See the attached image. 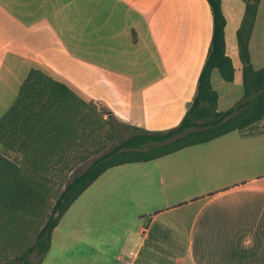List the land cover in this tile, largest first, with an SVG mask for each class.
I'll use <instances>...</instances> for the list:
<instances>
[{
    "label": "crops",
    "instance_id": "1",
    "mask_svg": "<svg viewBox=\"0 0 264 264\" xmlns=\"http://www.w3.org/2000/svg\"><path fill=\"white\" fill-rule=\"evenodd\" d=\"M239 1L221 0L227 55L229 21L234 36L242 21L241 12L236 14ZM259 6L248 45L250 62ZM211 19L205 0H0V118L31 69L64 84L81 100L94 101L79 86L82 73L113 84L105 50H116L115 38L124 41L120 54L138 70L135 78H145L151 65L159 87H183L190 83L189 64L205 58ZM147 90L137 97L118 95L114 117L145 130L168 128L181 110L178 101L157 87L147 93L157 96L149 100ZM135 110L139 117L128 116ZM259 127L264 130V118ZM172 155L170 188L147 191L155 200L121 243H96V253L88 255L72 249L71 241H82L81 228L91 225L66 221L79 197L53 229L44 257L56 236L57 264H264V131H233ZM126 165L107 170L89 188H106L108 173ZM176 177L185 178V190L175 188ZM70 253L77 255L70 258Z\"/></svg>",
    "mask_w": 264,
    "mask_h": 264
},
{
    "label": "trees",
    "instance_id": "2",
    "mask_svg": "<svg viewBox=\"0 0 264 264\" xmlns=\"http://www.w3.org/2000/svg\"><path fill=\"white\" fill-rule=\"evenodd\" d=\"M205 1L212 17L210 45L195 96L179 124L160 131L130 126L132 132L128 137L79 173L75 169L83 156L78 157L76 140L78 128L86 129L90 104L40 70L28 72L17 98L0 118V250L4 256L15 249L9 246L22 245L9 239L17 235L16 229L22 228L25 236L23 230L30 221L36 223L44 207L52 197L55 199L31 245L13 259L8 258L11 261L7 264H34L29 260L33 253L41 261L60 219L107 170L150 162L233 131L244 132L264 118V67L254 69L248 51L259 0H246L244 16L236 31L243 95L234 107L225 111L217 110L218 93L212 87L211 76L217 71L224 82L232 83L235 68L226 54V20L221 0ZM105 111L112 119L113 114ZM82 135L89 136L85 130ZM21 217L23 220H19Z\"/></svg>",
    "mask_w": 264,
    "mask_h": 264
},
{
    "label": "rangeland",
    "instance_id": "3",
    "mask_svg": "<svg viewBox=\"0 0 264 264\" xmlns=\"http://www.w3.org/2000/svg\"><path fill=\"white\" fill-rule=\"evenodd\" d=\"M229 1L230 0H226L225 3L227 4ZM245 3L246 0H241L239 1L238 8L236 7V14L240 11L242 14L241 18L244 16ZM259 8V24L252 37L251 43V65L254 69H260L264 66V2ZM231 9L232 6H229L228 10L231 11ZM119 23L120 22L115 20L114 31L118 30ZM211 30L212 19L210 20V31ZM226 31L228 34V55L233 61L236 73L232 83L224 82L217 71H213L212 73L211 84L218 93V111H225L234 107L243 95L242 64L240 63L236 36L233 34V22L229 21L228 29H226ZM230 36H232L234 42L231 41ZM112 45H114L112 46L113 50H116H105V56L109 67V70L107 71L108 79L112 81L113 84H103L97 79L89 80L88 77L91 75H89L88 72L82 73V78L80 80L83 84L79 86L85 90V95H87L88 90L90 97L94 101H87L91 107L90 109H87V113H90L91 116L86 118V129H82V127L78 128V139L76 140V144L78 145L77 154L79 158L81 156H83V158L81 157L82 160L80 159V164L76 166L75 172L77 173L85 170L95 158L110 151L114 146L118 145L121 140L128 137L130 132H132L129 123L122 122L118 117V119L114 117V115L112 119L108 118L105 111L108 110L111 114L116 113L115 110L118 108L115 105V102H117V97L120 94H132L137 97L142 94L141 91L145 90L146 87L149 88V90L146 91V94L149 93L150 90L154 91L156 87L159 89L162 88L165 92L172 93V97L174 99L176 98L181 110L177 116L169 122L167 126L168 128L157 126L155 131L176 127L195 96L198 76L204 65L208 52L207 50L205 58L201 64H189V67H192V69H188L190 83L183 85V87H172L170 85H160L159 87V84L155 83L157 78L156 70L150 68L151 65L148 67L149 69L147 68L148 72L146 73L145 78H135L138 74V70H135L129 64H126V59L120 54L121 51L126 49V45L122 39L117 40L115 38V40L112 41ZM233 48L236 50V53L233 52ZM149 94H147L149 100H155V97H157L153 96V98H151ZM153 94L156 95L158 93ZM102 106L106 109L101 110ZM128 116L136 118L139 117V113L135 110ZM260 123L261 121L247 131H253L256 133L263 132V128L259 127ZM132 125V127L136 128L135 124ZM83 130L89 134L88 137L82 135ZM175 156L176 155L166 156L148 163L126 165L122 167V169L108 173L104 179L107 180L106 188L98 189V187H95L100 191L90 188L87 189L74 204L75 209L71 211L66 219V221H82L91 224L88 225V229L84 230L83 227L81 228V234L83 235L81 242L74 243V241H71L72 249L77 253L79 252L78 254L88 255L96 253L97 250L94 249L96 243L106 244L110 243L113 239L116 240L117 243H121L125 236V232L136 226L140 217L149 207L152 206V201L155 199L154 197H151V194L147 193V191L168 190L170 188L172 175L170 177L169 169L172 159L175 158ZM175 182V188L185 190L187 184L184 177H178ZM54 199L55 197H52L49 204L44 207L42 213L37 217L36 223L30 221L31 224L26 226L27 228L23 230L25 236L21 231L22 228L16 229L17 235L10 236L9 239L11 241H16V244L20 243L22 245L9 246L15 247V249H12V252L6 256H4L0 250V264H7L11 261L8 260V258L11 257L13 259V257L25 252L28 245H31L36 232L44 224L45 218L50 213ZM19 220H23V217L19 218ZM20 236L24 238L21 239ZM58 251L55 236L54 246L50 250V253L46 255V258L43 257L42 262L40 261V257L35 253L29 256V260L34 264H57L58 259L56 257ZM75 255L77 254L70 253L68 257L73 258ZM13 264L21 263L14 262Z\"/></svg>",
    "mask_w": 264,
    "mask_h": 264
}]
</instances>
